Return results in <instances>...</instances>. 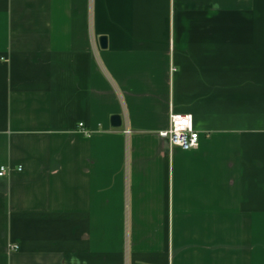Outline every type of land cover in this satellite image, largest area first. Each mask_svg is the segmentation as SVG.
<instances>
[{
    "label": "crops",
    "instance_id": "1",
    "mask_svg": "<svg viewBox=\"0 0 264 264\" xmlns=\"http://www.w3.org/2000/svg\"><path fill=\"white\" fill-rule=\"evenodd\" d=\"M1 167L0 264H264V0H0Z\"/></svg>",
    "mask_w": 264,
    "mask_h": 264
},
{
    "label": "built area",
    "instance_id": "2",
    "mask_svg": "<svg viewBox=\"0 0 264 264\" xmlns=\"http://www.w3.org/2000/svg\"><path fill=\"white\" fill-rule=\"evenodd\" d=\"M79 127L82 128V125ZM159 136L167 141L170 149L190 151L199 145V134L192 128L191 118L185 115L171 113L167 129L159 132ZM5 174L6 168L1 167L0 177Z\"/></svg>",
    "mask_w": 264,
    "mask_h": 264
},
{
    "label": "water",
    "instance_id": "3",
    "mask_svg": "<svg viewBox=\"0 0 264 264\" xmlns=\"http://www.w3.org/2000/svg\"><path fill=\"white\" fill-rule=\"evenodd\" d=\"M99 44H100V47L103 48V49L106 47V39H105V37H100ZM110 123H111V127L112 128H119L120 125H121V118L119 116H113L111 118Z\"/></svg>",
    "mask_w": 264,
    "mask_h": 264
}]
</instances>
